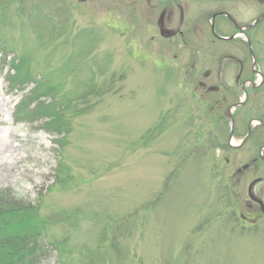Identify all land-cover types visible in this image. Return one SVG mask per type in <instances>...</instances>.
Returning a JSON list of instances; mask_svg holds the SVG:
<instances>
[{"label": "rangeland", "instance_id": "1", "mask_svg": "<svg viewBox=\"0 0 264 264\" xmlns=\"http://www.w3.org/2000/svg\"><path fill=\"white\" fill-rule=\"evenodd\" d=\"M47 1L46 7L70 6L57 13L69 31L55 40L40 31L36 17L12 7L1 20L0 9V188H13L37 203L42 216L58 218L46 235L50 255L42 264H59L53 241L76 255L105 240L106 231L108 240L118 236L116 264H264L260 144L250 140L231 149L244 139L247 117L264 119V77L252 68L241 30L224 16L216 22L224 34L236 32L237 40H215L211 29L213 12L226 10L242 25L263 11L262 2L177 0L176 23L181 7L199 23L186 37L198 49L195 57L178 34H159V10L144 28L142 6L128 18L130 0ZM84 29L90 33L73 38ZM247 31L255 67L264 74V18ZM173 50L182 68L199 72L197 79L171 74L160 54L170 58ZM214 54L223 56L224 79L216 77ZM22 55L34 77L26 82L12 77L18 73L13 61ZM238 58L246 59L239 81ZM209 69L213 76L206 79ZM92 77L99 85L113 81L114 88L73 120L64 144L62 135L44 128V118L16 119L17 104L37 79L61 83L74 98L88 90ZM244 79L262 82L246 83L249 97L233 110L230 138L227 108L244 97ZM220 83L229 88L217 96L228 102L217 104L209 124L196 101ZM257 135L264 139V130ZM226 142L231 148L221 146Z\"/></svg>", "mask_w": 264, "mask_h": 264}, {"label": "trees", "instance_id": "2", "mask_svg": "<svg viewBox=\"0 0 264 264\" xmlns=\"http://www.w3.org/2000/svg\"><path fill=\"white\" fill-rule=\"evenodd\" d=\"M47 3H49L47 0H0V9L3 10L1 20L7 13L6 10L14 7L21 14H26V18L34 17L35 20L36 17L37 25L43 27L40 31L45 32L46 30L45 34L47 37L50 40H55L66 35L69 31V26L64 21H61V17L57 13L66 12L70 6L59 4L58 8L46 7ZM86 31L90 33L88 32L89 29H84L79 32L80 34L73 36V38H79ZM13 65L18 69V73L12 76L14 80L26 82L34 78L29 70V63L25 56L22 55L19 60L14 59ZM113 86V81L107 80L99 85L95 78L92 77L87 84L88 90L73 98L62 91L61 83L37 79V84L17 104L14 115L18 120L30 119L34 118V116L44 118V128L62 135L59 142L64 144V140L72 129L73 120L81 113L89 111L97 102L99 103L105 93L113 90ZM217 94V92L206 93L201 100L197 99L196 101L198 107L202 106L199 110L205 115L204 119L209 124L211 123V114L213 109H216L217 104L228 102L227 96L218 98ZM44 96L47 97L43 98ZM92 98H96L97 101H92ZM249 120L250 118L247 117L246 121ZM221 146L230 147L228 142ZM234 148L236 147L231 149ZM57 219L42 216L37 203L20 197L13 188L1 187L0 264H42L50 255V251L47 248L46 235L49 233L51 225L57 222ZM59 219H62V217ZM104 236L106 237L105 240L87 246L76 255L72 251H66L63 248V241H53L52 245L54 246L52 248L58 250L57 258L59 264H73V261H77L79 264H116V260H119L117 250V246H119L118 236L115 235L114 237L113 235L108 240L107 231L105 235H102V237Z\"/></svg>", "mask_w": 264, "mask_h": 264}, {"label": "flooded vegetation", "instance_id": "3", "mask_svg": "<svg viewBox=\"0 0 264 264\" xmlns=\"http://www.w3.org/2000/svg\"><path fill=\"white\" fill-rule=\"evenodd\" d=\"M142 1L141 0H130L129 1L130 6H131L130 7L131 13L128 14V18H130L131 16L133 17L135 14V11H137V9H139V7L142 6L143 11H144V14L142 15L143 16V25H144V28H148L152 24L153 15L151 13L155 12V10H159L160 14H159L158 20L156 21L157 25H158V29H159V31H158L159 34H161L166 39L167 38L170 39L171 37L178 34L182 38L181 42L183 43V45H187L190 43L188 46H186V48L190 49L191 54H193V56L196 57L198 49L193 45L194 41L188 40L186 37L191 32L197 33V31H198L197 27L199 24L197 18L193 19L191 17H185V13L183 12L184 9L181 7L180 8L181 17H180V20L176 23V21H177L176 16L173 14L174 9L176 7L182 6L181 5L182 3L178 2L177 0H158L156 3H153L152 0H142ZM132 10H134L133 13H132ZM215 13H217L216 16H214ZM228 13L229 12L226 10H218V11H215L212 13V20L214 22L211 21V29H212L213 35L216 37L215 40L216 39L217 40H225L228 42H230V41L234 42L235 40H237L236 37L238 35L236 34V32H233L231 34L226 35V34H224L223 30H221V27L219 26L220 24L218 23V21L216 22L217 17L220 18L221 16H224L225 19L228 20L231 24H233V26L238 30L239 28H238L237 24H239V23L232 16L235 19V21H234L228 15ZM183 38H185V39H183ZM240 39L247 44V41L244 37L241 36ZM178 41L179 40H174L173 43L178 42ZM196 43H197V41H196ZM178 44H179V42H178ZM160 55L165 60V62L168 64L167 65L168 67L172 66V68L170 70L171 74L181 73V74H183L182 78H184L185 76L193 77L195 79L198 78L199 72L194 71L192 68H190L188 66H186L185 68H182L180 66L179 62L176 61L178 59V56L180 55L178 50H173L172 56L170 57L172 59L167 58L166 52H164V53L161 52ZM213 56H214V58H213L214 61H212L213 65H214L213 67L217 68L216 77L220 78V79H224V77L221 75V74L224 75V71H223L224 61L222 58L223 56L216 57L215 54ZM229 56L232 58L234 57V55H232V54H230ZM237 63H238V73L236 76V80L239 81L245 72L246 59L245 58H243V59L238 58ZM191 65H194V63H192ZM211 71H210V69L204 71V75H205L206 79L213 76V71L212 72ZM179 78H180V76H179ZM245 80H248V79H244V81ZM224 83H220V85L218 84V85L209 86L206 91L200 92L199 94L205 96L206 93H210V92H217L218 93L221 89L227 90V88H229V86L224 84ZM206 84H207L206 81H202V80L199 81V86L204 87V86H206ZM195 92L198 93V86L195 89ZM234 119H235V116H234ZM249 121L247 123V131H248ZM261 130H262V132L264 130V124L263 123H260V126H258V127L252 126L251 133L248 135L247 139L240 146L244 145L246 143V141L248 142L250 140L251 141L254 140L255 144H257V145L260 144L259 145L260 146V150H259L260 158H264V154H262V150L264 149V139L259 140V138H261V135H257V132L260 133ZM247 131L245 132L244 137L246 136Z\"/></svg>", "mask_w": 264, "mask_h": 264}, {"label": "water", "instance_id": "4", "mask_svg": "<svg viewBox=\"0 0 264 264\" xmlns=\"http://www.w3.org/2000/svg\"><path fill=\"white\" fill-rule=\"evenodd\" d=\"M260 2H262L263 6H264V0H259ZM217 13L214 14V16H216ZM228 15L234 20V18L228 13ZM264 18V8H263V11L254 19L252 20L251 22L249 23H246V24H242V25H238V28L241 30V32L243 33L245 39L247 40V43L249 45V49H250V53L253 57V69L260 73V75L262 76V78L264 77V74L262 71H260L259 69H256L255 65H256V57H255V53H254V49H253V46H252V41L250 39V37L248 36V34L246 33V30L252 28L253 26H255L257 23H259L262 19ZM235 21V20H234ZM250 81L251 82V85L252 87H256L258 85H260V83L262 82V79L261 80H257V81H254V80H245L244 83H243V89H244V97L242 99H240L239 101H236V102H233L229 105V107L227 108V115L228 117L230 118V121H231V128H230V134H229V137L231 138L234 134V130H235V119H234V116H233V110L235 109V107L239 106V105H243L248 97H249V93H248V90H247V87H246V83ZM260 122V123H263L264 124V120L263 119H260V118H252L250 121H249V124H248V131H247V134L246 136L244 137V139L234 145L233 146H240L248 137V135L251 133V130H252V124L253 122Z\"/></svg>", "mask_w": 264, "mask_h": 264}]
</instances>
